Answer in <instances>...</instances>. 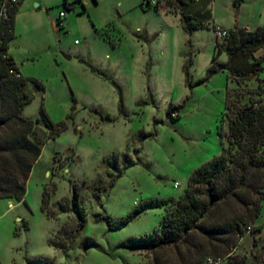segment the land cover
Wrapping results in <instances>:
<instances>
[{
    "label": "rangeland",
    "instance_id": "374dc122",
    "mask_svg": "<svg viewBox=\"0 0 264 264\" xmlns=\"http://www.w3.org/2000/svg\"><path fill=\"white\" fill-rule=\"evenodd\" d=\"M64 2L69 11L57 27ZM145 2L26 0L16 16L10 53L22 77L43 86L27 82L33 100L22 115L35 121L43 108L67 129L43 146L25 204L0 200V264H152L149 253L121 245L157 228L162 209L115 230L103 218L113 223L144 201L179 197L192 171L220 154L225 91L235 84L226 72L206 75L213 31L188 35L176 13ZM249 2L233 7L232 0H212L211 23L255 29L257 9ZM226 60L225 54L215 59ZM170 106L177 108L171 116ZM113 154L111 168L104 159ZM44 187L52 217L40 208ZM73 187L85 218L78 232ZM254 224L260 231L239 239L234 253L245 264H264V200Z\"/></svg>",
    "mask_w": 264,
    "mask_h": 264
},
{
    "label": "trees",
    "instance_id": "16d2710c",
    "mask_svg": "<svg viewBox=\"0 0 264 264\" xmlns=\"http://www.w3.org/2000/svg\"><path fill=\"white\" fill-rule=\"evenodd\" d=\"M22 1L9 8L6 20L0 18V200L25 204L26 183L43 146L67 126L65 122L53 123L43 108L35 121L22 115L33 100L26 90L27 82L43 90L39 82L22 77L8 54L9 43L15 38V16ZM145 1L156 11L164 9L176 13L182 30L188 35L220 29L211 23L212 0H158L156 6ZM243 2L245 0H232V5L238 7ZM65 5L66 2L63 7ZM226 31L227 36L222 41L216 39L212 64L206 71L207 77L226 72L228 80L235 84L225 91L220 122H226L227 130L222 134L219 128L220 138L225 140L220 154L192 171L179 197L144 201L127 218L113 223L103 218L109 229L115 230L151 208L162 209L164 215L157 228L121 245L149 253L152 264H215L218 261L245 264L243 258L234 253L238 241L245 234L261 229L254 223L264 200V77L260 78L264 55L256 56V53L264 50V22L253 30L234 27ZM220 54L227 57L223 64L215 61ZM185 74L187 77V70ZM252 82L256 86L247 89ZM72 100L77 103L74 97ZM122 104L120 95V113ZM176 109L170 106L168 114L171 116ZM72 116L73 113L68 118ZM110 156L104 161L113 168L117 156L113 154L109 161ZM41 197V211L52 217L46 187ZM78 205L73 187L72 207L78 214L76 232L85 224Z\"/></svg>",
    "mask_w": 264,
    "mask_h": 264
},
{
    "label": "built area",
    "instance_id": "2783aa9c",
    "mask_svg": "<svg viewBox=\"0 0 264 264\" xmlns=\"http://www.w3.org/2000/svg\"><path fill=\"white\" fill-rule=\"evenodd\" d=\"M21 0H3L1 5H0V18L2 20H6L7 16H8V10L10 7H12L13 5L19 3ZM150 6H156L157 3L155 2H150L149 3ZM64 11H69L68 10V6L65 5L63 7V11L59 13L58 19L56 21V25L57 27H63V21L61 20L64 17ZM214 36L216 39H218L219 41H222L226 36H227V31L226 30H222V29H216L215 31H213ZM210 263V261H208Z\"/></svg>",
    "mask_w": 264,
    "mask_h": 264
},
{
    "label": "crops",
    "instance_id": "0c3cea01",
    "mask_svg": "<svg viewBox=\"0 0 264 264\" xmlns=\"http://www.w3.org/2000/svg\"><path fill=\"white\" fill-rule=\"evenodd\" d=\"M25 1L26 0H23L22 1V3H21V5L19 6V8H18V11H17V13H16V16L18 15V13L20 12V10H21V8H22V6L24 5V3H25ZM248 1H253V2H249L251 5H255V7H256V9H257V22H256V27L255 28H257V27H259V26H261L262 24H263V22H264V0H245V2H243L242 3V5L244 4V3H246V2H248ZM212 3V2H211ZM241 5V6H242ZM240 6V7H241ZM209 9H210V6H209ZM233 11V10H232ZM210 12H211V15H213L212 14V10L210 9ZM16 16H15V20H16ZM211 19H212V16H211ZM237 21V20H236ZM212 25L215 27V28H221V29H223V30H229V29H232L230 26H224V27H218L216 24H215V22H212ZM239 26L238 25V23H235V26ZM249 30V29H248ZM210 32H212V31H210ZM212 34L214 35V33L212 32ZM14 35H15V25H14ZM9 45H10V43H9ZM8 54L12 57V59H13V61L15 62V58H14V56H13V54L12 53H10V48H9V50H8ZM16 64V63H15ZM17 66V65H16Z\"/></svg>",
    "mask_w": 264,
    "mask_h": 264
},
{
    "label": "water",
    "instance_id": "95a60500",
    "mask_svg": "<svg viewBox=\"0 0 264 264\" xmlns=\"http://www.w3.org/2000/svg\"><path fill=\"white\" fill-rule=\"evenodd\" d=\"M67 59H69V57H67Z\"/></svg>",
    "mask_w": 264,
    "mask_h": 264
},
{
    "label": "clouds",
    "instance_id": "9594fccd",
    "mask_svg": "<svg viewBox=\"0 0 264 264\" xmlns=\"http://www.w3.org/2000/svg\"><path fill=\"white\" fill-rule=\"evenodd\" d=\"M216 40V39H215Z\"/></svg>",
    "mask_w": 264,
    "mask_h": 264
}]
</instances>
